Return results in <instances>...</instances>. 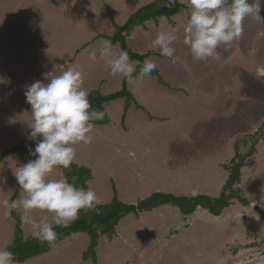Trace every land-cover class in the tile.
I'll list each match as a JSON object with an SVG mask.
<instances>
[{
	"label": "rangeland",
	"instance_id": "obj_1",
	"mask_svg": "<svg viewBox=\"0 0 264 264\" xmlns=\"http://www.w3.org/2000/svg\"><path fill=\"white\" fill-rule=\"evenodd\" d=\"M178 1L185 7L177 14L146 21L126 37L134 52L156 63L157 76L138 74L129 81L133 102L104 103L94 141L75 145L74 164L90 170L86 186L96 193L95 207L114 195L127 205L154 192L218 196L234 141L264 121V77H257L258 66L264 67V21L246 18L242 37L222 45L219 59L197 61L183 44L191 7L188 0ZM150 2L169 5V0H0V77L10 81L0 84V153L19 144L34 151L35 142L27 138L32 116L24 92L45 74L75 65L89 93L107 95L121 88L124 76L111 73V57L93 61L89 52L107 40L103 35L113 34L112 20L121 25ZM168 30L177 36L175 59L153 49L157 35ZM112 46L113 57L123 51L118 43ZM25 158L15 151L0 161V248L12 242L17 225L21 236L34 237L32 227L21 223V211L9 214L3 206L5 199L24 195L13 170ZM63 171L55 169L49 179L65 177ZM235 187L248 205L234 199L214 216L201 207L183 214L164 204L121 218L113 237L99 236L95 260L82 257L90 237L77 232L18 264H264V217L255 208L264 210V140L246 159ZM31 215L47 216L49 222L53 217L40 210Z\"/></svg>",
	"mask_w": 264,
	"mask_h": 264
},
{
	"label": "clouds",
	"instance_id": "obj_2",
	"mask_svg": "<svg viewBox=\"0 0 264 264\" xmlns=\"http://www.w3.org/2000/svg\"><path fill=\"white\" fill-rule=\"evenodd\" d=\"M188 3L191 12L184 28L183 44L197 61L219 59L218 49L222 45L227 47L242 37L246 18L264 21L260 15L262 0H188ZM176 40L174 30L162 31L154 39L153 49L158 48L162 56L175 59ZM112 48L111 42L105 40L98 50L89 52V59L111 57L108 61L111 73L131 78L136 67L130 63L128 53L121 51L113 57ZM156 68L155 62L145 60L139 75L149 76ZM257 77H264V67L258 66ZM2 83L10 81L0 77ZM24 95L32 116L27 138L35 142L34 151L30 148L29 154L35 159L13 170L24 195L18 200L5 199L3 206L9 214L20 210L21 223L32 227L34 238L55 248L59 236L55 228L68 227L78 219L81 209L94 208L98 199L91 188L77 187L65 177L49 179V176L59 167H71L76 158L75 145L94 141V125L103 122L105 111L92 106L83 72L75 65L58 75L45 74L44 80L26 85ZM35 210L52 213V221L47 216L37 220L31 215ZM0 264H18L7 247L0 248Z\"/></svg>",
	"mask_w": 264,
	"mask_h": 264
},
{
	"label": "trees",
	"instance_id": "obj_3",
	"mask_svg": "<svg viewBox=\"0 0 264 264\" xmlns=\"http://www.w3.org/2000/svg\"><path fill=\"white\" fill-rule=\"evenodd\" d=\"M183 7L185 6L178 0H175V3H169L168 6H162L156 2H150L139 7L121 25L116 24L114 20H112L114 25L113 34L103 35L102 37L109 40L112 45L118 43L120 48L128 53L129 58L132 61L137 62V65L135 66L136 71L132 74L131 78L123 77L121 88L119 90L107 95H101L98 91L90 92L88 98L95 109L104 111V103H108L115 99H124L127 103L133 102L134 96L128 90L127 84L129 81L134 80L137 77L140 66L147 59L148 54L134 52L128 46L126 37L136 26H143L146 21L156 20L161 16L169 18L170 16L177 14V12ZM157 74V70H154L150 76H157ZM260 139H264V121L256 131L244 134L234 141V156L229 160L230 162L228 164H223L227 169L228 174L226 182L221 187V192L218 196H209L203 193L186 196L154 192L147 198L139 200L136 204L127 205L122 203L117 199L116 195H114L110 201L102 204L100 203L92 209H81L78 219L71 222L68 227H56L55 231L59 233L56 245L71 233L86 232L90 237V242L87 249L83 252L82 257L84 259L89 257L95 260V246L99 236L106 234L108 237H113L115 235V227L120 219L130 213L138 215L140 211H150L161 205L170 204L171 206L178 208L183 214H190L195 211L197 207H201L206 209L210 214L218 216L227 206L231 205L233 202L232 200L234 199L238 200L241 205H248V199L240 194V188L235 187V184L240 183L242 168L245 165L246 159L256 152ZM242 148L246 149L244 153H241ZM15 151H21L26 155L25 163L29 159L35 158L29 154V150L26 149L24 145L19 144L9 150L1 152L0 161ZM63 172L69 183L75 181L74 184H78L77 186L87 189L86 181L91 178L90 170L88 168L76 166L73 163L70 168L64 169ZM255 208L258 213L264 217L263 209L257 205H255ZM21 232V226L17 225L14 230L12 242L7 246V248L14 253L15 260L18 263H22L28 258L53 249L46 242L41 243L34 237L25 238L21 236Z\"/></svg>",
	"mask_w": 264,
	"mask_h": 264
},
{
	"label": "crops",
	"instance_id": "obj_4",
	"mask_svg": "<svg viewBox=\"0 0 264 264\" xmlns=\"http://www.w3.org/2000/svg\"><path fill=\"white\" fill-rule=\"evenodd\" d=\"M168 205H170V204H168ZM161 206H163V205H161ZM160 207V206H159Z\"/></svg>",
	"mask_w": 264,
	"mask_h": 264
},
{
	"label": "bare ground",
	"instance_id": "obj_5",
	"mask_svg": "<svg viewBox=\"0 0 264 264\" xmlns=\"http://www.w3.org/2000/svg\"><path fill=\"white\" fill-rule=\"evenodd\" d=\"M29 128V127H28ZM29 132V131H28Z\"/></svg>",
	"mask_w": 264,
	"mask_h": 264
}]
</instances>
